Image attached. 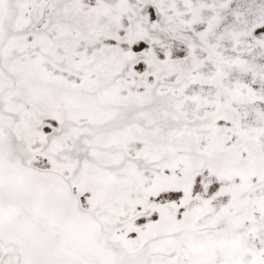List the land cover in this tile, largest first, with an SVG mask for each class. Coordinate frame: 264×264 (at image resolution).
Wrapping results in <instances>:
<instances>
[{
    "label": "snow or ice",
    "instance_id": "obj_1",
    "mask_svg": "<svg viewBox=\"0 0 264 264\" xmlns=\"http://www.w3.org/2000/svg\"><path fill=\"white\" fill-rule=\"evenodd\" d=\"M0 264H264V0H0Z\"/></svg>",
    "mask_w": 264,
    "mask_h": 264
}]
</instances>
